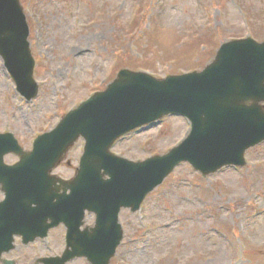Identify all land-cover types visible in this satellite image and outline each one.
<instances>
[{"label": "rangeland", "instance_id": "374dc122", "mask_svg": "<svg viewBox=\"0 0 264 264\" xmlns=\"http://www.w3.org/2000/svg\"><path fill=\"white\" fill-rule=\"evenodd\" d=\"M30 27L39 95L17 90L0 56V133L26 150L61 119L128 69L166 79L202 71L221 46L264 41V0H21ZM185 118L169 117L119 140L113 153L130 161L167 154L189 134ZM80 140L55 171L75 176ZM247 165L204 178L180 165L138 212L120 216L125 237L111 264H264V143L248 150ZM5 162H19L7 155ZM94 219L88 224H94ZM63 226L46 240L4 258L37 264L65 250ZM69 264H90L81 258Z\"/></svg>", "mask_w": 264, "mask_h": 264}, {"label": "water", "instance_id": "95a60500", "mask_svg": "<svg viewBox=\"0 0 264 264\" xmlns=\"http://www.w3.org/2000/svg\"><path fill=\"white\" fill-rule=\"evenodd\" d=\"M29 34L20 1L0 0V55L18 91L32 100L38 85ZM262 103L264 42L247 38L225 43L202 72L158 80L120 71L104 92L40 136L33 152H24L12 134H0V184L6 195L0 203V256L13 248L16 235L28 243L64 223L66 250L62 257L43 259L44 264L78 257L110 264L124 238L121 210L138 211L178 165L188 162L205 177L226 166L246 165V151L264 141ZM167 116L187 118L191 132L166 155L132 162L111 152L118 139ZM80 138L86 145L77 176L55 186L50 173ZM9 153L19 155L20 162L6 165ZM86 211L97 216L96 224L81 230Z\"/></svg>", "mask_w": 264, "mask_h": 264}, {"label": "flooded vegetation", "instance_id": "af4514ba", "mask_svg": "<svg viewBox=\"0 0 264 264\" xmlns=\"http://www.w3.org/2000/svg\"><path fill=\"white\" fill-rule=\"evenodd\" d=\"M65 179V178H64ZM4 198V195H3V193H2V188L0 187V201H2V199ZM92 218V216H89V220ZM18 242H21V239L20 238H17V243H16V247H15V249L12 251V252H10V254H12V253H14V252H16L17 250H19L20 248H22V246H20V245H18ZM37 242V241H36ZM36 242H34V244L36 243ZM22 243V242H21ZM24 246V245H23ZM9 255V254H8Z\"/></svg>", "mask_w": 264, "mask_h": 264}]
</instances>
